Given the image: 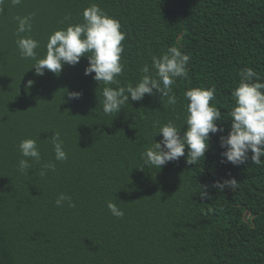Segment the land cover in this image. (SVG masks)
<instances>
[{"label":"trees","instance_id":"16d2710c","mask_svg":"<svg viewBox=\"0 0 264 264\" xmlns=\"http://www.w3.org/2000/svg\"><path fill=\"white\" fill-rule=\"evenodd\" d=\"M93 3L125 34L120 86H135L145 65L154 74L152 57L170 46L190 55L188 78L178 77L172 86L174 106L155 92L140 101L129 97L120 112L105 115V85L94 73L84 74L86 57L65 64L58 75H37L30 68L34 61L21 57L14 17L34 14L32 31L21 35L37 40L43 56L49 35L82 24ZM245 68L264 82V0H3L0 264H264V166L250 159L239 166L222 163L219 143L230 130L232 92ZM212 86L210 104L220 109L216 123L224 132L210 134L205 157L187 163L186 146L184 156L160 169L144 166L142 152L162 137L154 136V126L172 121L183 135L184 92ZM71 91L82 95L69 99ZM54 132L66 160H55ZM26 138L36 140L39 162L21 157L18 145ZM21 158L31 165L26 174L18 170ZM49 162L55 169L41 176ZM232 177L234 189L212 187ZM205 186L209 197L202 200ZM61 193L73 206H56ZM108 202L123 217L112 215Z\"/></svg>","mask_w":264,"mask_h":264},{"label":"clouds","instance_id":"9594fccd","mask_svg":"<svg viewBox=\"0 0 264 264\" xmlns=\"http://www.w3.org/2000/svg\"><path fill=\"white\" fill-rule=\"evenodd\" d=\"M11 2L13 5H18L22 0H11ZM0 3H3V0H0ZM33 16L34 14L14 17L18 22L16 30L18 38L15 43L22 58L34 61L30 68H34L37 75H43L45 70L58 75L65 64L74 66L79 63L81 57H86L88 65L84 74L94 73L93 79L105 85L102 89V107L105 115L120 112L129 103V97L132 101H140L146 94L152 96L155 92L161 94V100L167 97V105L174 106L177 103L172 86L176 78H188L186 66L190 55L183 53L176 46H170L159 57H152L154 74L150 73L149 67L145 65L141 69L143 75L138 83L135 86L129 84L124 87L120 86L117 77L123 71L120 60L125 34L120 30V22L101 9L98 4L93 3L84 9L82 24H68L66 28L55 30L50 34L43 56L36 51L39 47L37 40L31 36L21 35L32 31ZM32 83L33 81H28L29 85ZM81 95L80 91L68 92L69 99H79ZM232 96L234 105L229 112L231 127L227 135L219 137L220 147L223 149L221 162L239 166L250 159L252 163L264 166V160L261 159L264 157V82H261L252 68H245L241 72V79L234 88ZM184 97L188 100L185 120L187 129L181 135L180 129L172 121L162 125L157 123L154 126V136L159 133L162 137L160 141H155L142 152L144 166L160 169L166 163L184 156L186 146L187 163L194 165L200 158L205 157L210 134L224 132V129L216 123L221 120V111L214 104H210V101L215 100V86L207 89L189 88L184 92ZM51 142L55 160H66L67 154L63 149L59 132H54ZM18 148L21 157L32 158L35 162L40 161L41 153L35 139H22ZM249 153H251L250 157ZM24 158L19 160L18 170L21 174H26L31 168L28 159ZM48 169L54 170L55 164L52 162L44 164L40 175H45ZM236 186L237 180L234 177L214 181L212 185L220 191L225 188L234 189ZM200 197L202 200L209 197L206 186L200 192ZM64 201H68L69 206H73L70 198L63 193L57 197L55 204L60 207ZM107 206L112 215L123 217L124 212L115 203L108 202Z\"/></svg>","mask_w":264,"mask_h":264}]
</instances>
